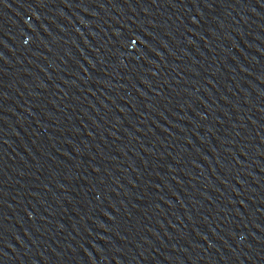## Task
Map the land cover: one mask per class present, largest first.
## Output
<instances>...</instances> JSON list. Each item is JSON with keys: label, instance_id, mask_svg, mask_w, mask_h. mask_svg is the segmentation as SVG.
<instances>
[{"label": "water", "instance_id": "95a60500", "mask_svg": "<svg viewBox=\"0 0 264 264\" xmlns=\"http://www.w3.org/2000/svg\"><path fill=\"white\" fill-rule=\"evenodd\" d=\"M0 264H264V0H0Z\"/></svg>", "mask_w": 264, "mask_h": 264}]
</instances>
